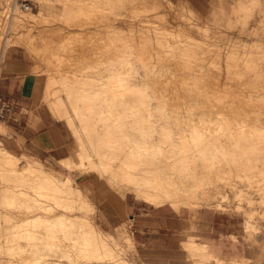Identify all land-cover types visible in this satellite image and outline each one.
<instances>
[{
	"label": "bare ground",
	"instance_id": "bare-ground-1",
	"mask_svg": "<svg viewBox=\"0 0 264 264\" xmlns=\"http://www.w3.org/2000/svg\"><path fill=\"white\" fill-rule=\"evenodd\" d=\"M146 2V0H89L82 6H72L67 2H63L59 14H62V19L69 25L74 23L89 25L98 21H106V27L121 30V26L116 25L115 20L124 21L128 19L127 23L131 32L127 34L118 32L124 35L122 37L119 36L120 34L115 36L104 33V40H101L104 43V51L99 48V51L93 55L95 62L74 64L72 62L75 59H73L74 54H69L73 51L72 43L79 41L82 32H86V30H77L74 31V34L55 39L51 35L52 26L48 25V28L43 30L39 37L41 43H43L41 45L43 49L37 54V57L30 60V72L40 79L41 77L37 72H44L45 80L42 81L41 79L44 88L42 99L50 100L48 105L51 114L57 120L64 119L65 124L70 127L72 134L75 136L77 144L72 154L74 153L76 160L70 163H76L75 165L84 170L91 169V166L92 168L98 167V171L102 168L101 170L104 173L107 172L111 175L108 177H106V174L103 175H106L104 180L106 182L110 181L107 183H110L111 187L115 186L117 179L120 178L122 181L119 180L121 183L118 182L119 185H116L115 188L119 190L118 188L121 185L119 194L122 197L125 196L126 191H129L137 199L139 198L149 204L155 206L168 204L175 209H179L181 206H188L193 209V207L201 205H210L215 198L209 189L212 184V181H210L212 174H220L221 178L230 179L232 169L245 167L244 176L251 177V174L256 176L255 173H252V170H249L251 172L246 170L251 168L247 166L248 159L264 156L261 153L263 150L260 148L264 149V69L253 60L251 55V61L244 64L247 70L234 71L235 77L222 78V74L216 68L207 67L208 69L204 70V63L201 61L202 56L199 55L206 50L197 39L187 35L186 39L171 42L163 41L161 37L169 33L165 32L168 26L179 29L183 27L174 22L165 24L152 21L154 18H160L161 16L157 15H160L163 11H169L167 4L170 5V2L167 0H153V6L151 7L144 6ZM182 2L190 13V16H185L186 19L192 21L194 26L201 25L199 21L202 17L191 6V2L188 3V0H182ZM239 4L241 11H252L243 2ZM11 8L10 14L7 12L8 9L3 14L1 12L0 39L2 32L6 29L15 31L20 27L24 28L26 24L30 26L42 21L51 23L56 18L52 13L44 16L41 9L38 12L27 10L24 13L18 12L16 14L19 8L17 6ZM122 11H125L124 16H122ZM6 13H8V17ZM118 15H121V17L119 18ZM6 18L8 25H6ZM132 30L139 33L134 34ZM23 36V42L32 38L30 30H28L22 35L16 36V40L13 42H18L17 40ZM8 39L7 35L1 47L0 63L5 58V52L12 49L10 47L13 43ZM111 44L116 45V48L113 47L115 45L112 46L114 49L118 47L117 51L112 48L115 51L114 53L108 51ZM22 52L24 53L23 56L26 57L25 47H23ZM235 57L232 54L227 56V60L230 58L235 59ZM261 57L264 59V55L256 58ZM10 60V56H8L6 61ZM232 62H227L225 67L227 69L241 67L239 63L238 65ZM139 67L143 70L141 75L138 70ZM61 91L65 94H59ZM51 97L52 99H50ZM153 109L158 110L157 113H154ZM172 113L184 114L170 116ZM128 120H135L137 130L140 129V132L130 133L126 131L125 126ZM169 120L176 121L177 126L183 128L182 131L186 128L189 135H181L182 137H178V139L173 138L169 130L164 133L156 130L157 121L170 122ZM0 132H5L3 124H0ZM138 133L143 137L142 142L132 138V135ZM159 134H163V140L158 138ZM118 135H120L121 140L117 142L116 136ZM122 143L124 145L121 146ZM163 144L168 145L172 150L171 159H168L165 155L166 150ZM124 146L127 147V151L125 152V158L121 159L120 165L114 166L109 162H103V158L120 157L119 153L125 148ZM1 155L5 157V162L12 164H16L18 161H27L26 155H22V157L15 155L0 140ZM153 164L154 166L151 167ZM258 165L264 168V164ZM258 165L255 167H259ZM22 167H20L22 171L18 175L19 177L27 176L23 175L27 170V174H29V171L32 174L36 172L34 176L32 175L36 179L30 177V182L24 184L21 182L22 186H28L34 191L18 190L17 196L21 194L20 200L25 195L24 198L27 197L26 202H28L22 203L18 199L17 204H24L25 207L27 204L26 208L22 205L25 210L33 204L32 206L36 210L30 206L31 209L37 211L38 208L42 207V205H38L42 203V200L36 197L40 195V197H43L42 194H44L43 191L40 192L38 189H43L52 195V200H56L59 206L68 204L69 207H72L69 205L70 200H67L66 203L63 202L65 204L59 202L62 200L57 201V199L64 196L69 199L74 197L73 191L69 188L71 186L70 182H60L59 176L40 164L30 163L28 165L24 164ZM11 168L12 172L14 168ZM19 171L18 169V174ZM262 171L263 176L260 175V178L264 180V169ZM167 172L172 175V178L164 176ZM258 172H261L260 169ZM36 174L38 175L35 176ZM102 174L103 172H100L101 176ZM23 178H21V181H24ZM82 187L78 192L79 197H83L82 195L87 196ZM236 194L242 196L239 190ZM259 194L262 205L264 204V189ZM12 195L10 197L16 199V194ZM12 200L16 203L14 198ZM38 200H41V202L38 203ZM247 201L251 202L252 199L249 197ZM43 202H45V199ZM46 203H43V211L48 212L49 209H54L50 206L52 202ZM47 212L46 215L37 213L30 216L34 222L31 223L36 224V228L31 224L34 229L28 232L25 231L26 234L24 233L23 238L29 240L28 242L25 239L27 241L25 246L29 243L31 246V242L35 238L40 242L37 246L35 244L34 247L31 246L32 248L29 249L33 250L36 247L35 251L41 255L45 256L50 252L55 255L59 252L54 240L57 231L63 232L68 227V231H64V233H68L66 235L70 237L67 238L69 241H74L70 243H80L79 249L84 254L82 255L83 258L87 260L92 258L101 259L95 264H133L122 257L118 261V258L112 253V249L109 250V257L113 260H109L108 263L105 262L106 255H102L100 251L98 253V249L105 244L109 245L107 237H110V235L104 232L95 222L89 226L82 225V223L81 225L77 224L80 226V230L76 225L78 227L76 231H79L77 234L79 233L80 236L76 234L78 237L75 238L79 240L76 241L73 235L74 232L76 233L73 230L74 223L70 224V220H67L69 218H61L64 217L62 214H55L56 217H51L53 215L50 214L53 213L49 212V214ZM194 214L192 213V215ZM27 217L29 216L24 219L28 220ZM191 217L193 218V216ZM63 219L67 220L68 223L64 222ZM25 220L20 221L22 224L26 222V225L30 223L29 220ZM20 221L18 220V222ZM66 224L70 225L71 228ZM23 227L25 228V225ZM23 227H20L21 230ZM17 235L16 237H18ZM99 237L100 241L98 240ZM17 246H19V243ZM183 246L189 259H191V254L195 253L204 260L208 259V264H233L237 262L239 264L246 260L242 257L214 255L209 251L207 244L198 242L192 234L185 237ZM40 248L46 251L45 254L41 253ZM89 252H92L91 255L87 254ZM40 254H38L39 258ZM121 259L124 261H121ZM194 259L196 258L194 257ZM199 260L197 262L192 259V264H203L201 263L203 261L199 262ZM55 262L51 263L60 264L57 261ZM88 264H94V262H88Z\"/></svg>",
	"mask_w": 264,
	"mask_h": 264
},
{
	"label": "rangeland",
	"instance_id": "rangeland-1",
	"mask_svg": "<svg viewBox=\"0 0 264 264\" xmlns=\"http://www.w3.org/2000/svg\"><path fill=\"white\" fill-rule=\"evenodd\" d=\"M87 1L89 0H66V1L65 0H0V16H1V12L3 14L4 11H6L7 9H8L7 12L10 14V11H11L10 8L12 7V4L14 2L17 3L18 8L20 4H22L23 2H26L30 5L31 7L30 11L32 12H38L41 9L42 10L41 13L44 16H47L49 13H52L56 16L55 20L51 23H49L48 21H42L38 24H32L30 26L26 24L24 28L20 27L15 31H12V30L8 31L6 29L7 32L6 31L2 32L1 39H0V51L4 43V38L7 35L9 38L8 40L12 41L13 44L10 47L12 49H9L5 52V58L2 61V63H0V73L2 70L3 63H8L6 61L8 60V56H10L11 60L15 58L23 64L26 63L25 65L26 68L29 67L28 70L31 71V61L30 60L32 58L37 57V54H39L41 50L43 49V47L41 46L43 43H41L39 37H40V34L43 32V30L48 28V25L52 26L51 35L55 39L65 37L69 34H74V31H77V30H84V29L86 30V32H82L81 34L82 37L80 38L79 41H74L72 43L73 51L70 52L69 54H74L73 59L74 58L75 59L72 61L74 64H86V63L95 62L93 60V55L97 51H99V48L102 51H104L103 50L104 43L102 42L104 40V33L115 35V36L120 34L119 36L122 37L124 36L122 34H127L131 32V29L129 28L128 23H127L129 21L128 19L124 21L119 20V19L115 20L116 21L115 24L121 26V30H116V29H113L112 27H106L105 26L106 21H98L97 23L94 22L89 25H78V23L69 25L67 22H65L62 19V14H59V12H61L62 10L63 2H67V4L72 5V6H79V5L82 6ZM146 1L147 2L145 3L144 6L146 7L153 6V3H152L153 0H146ZM167 1L170 2V5L167 4V7H169L168 8L169 11L167 10L163 11L160 15H157V16H161L160 18H154L152 21H155L156 23H165V24H170L171 22H174V23H178L183 28L179 29L174 26H168L165 32H169V33L161 38H163V41L166 40L169 42L174 41V40L186 39L187 35L189 37L197 39L200 42V44H202L201 46L204 47V49L206 50V51H203L199 55V56H202L201 61L202 63H204L203 65L204 70L208 69L207 67L216 68V70L222 74L221 75L222 78L235 77L234 71L236 70L246 71L247 70L244 67V64L245 62L247 63L251 61V58H250L251 55L253 56V60H255V62L259 64L261 68L264 69V59L262 57L256 58L258 56L264 55V12H263L264 11V0H251V1L250 0L249 1L248 0H188L189 1L188 3L191 2V6L202 17L201 21H199V23L201 24L199 26H194L192 21H189L186 19L185 16L187 17L190 16V13L187 10V7L184 6V3L182 2V0H167ZM240 2H243L244 4L248 2L246 5L252 11L251 12L241 11L240 4H239ZM18 10L19 11H16L17 12L16 14H18V12H23V13L25 12V10H21V9H18ZM8 13H6V16ZM179 13H181L184 16H182ZM124 14H125V11H122V16H124ZM118 17L120 18L121 15H118ZM102 20L104 19L102 18ZM5 21H6V25H8L7 18ZM28 30H30V33L32 34V38L29 41L27 40L26 42H23V39H24V36H23L22 38H19V40H17L18 42H13L16 40L15 39L16 36H18L19 34L22 35L24 32H27ZM132 31H134V34L139 33L138 31H135V30H132ZM118 32H122V34ZM113 45L115 44H111L110 48H108V51L110 53H114L115 52L114 50L117 51L118 49V47L117 49H114L116 48V45L115 46ZM23 47H25L27 51L26 57L23 56L24 54L22 52ZM112 48L114 50H112ZM260 51L261 53H259ZM232 54L236 56L235 59L230 58L229 60H227V56H231ZM247 57L249 58L247 59ZM227 62H232L233 64L239 63L240 65L239 64L238 65L241 67H238V68L230 67V69H227L225 67V64ZM69 63H71V61H69ZM138 70L141 75V73H143L142 68L139 67ZM37 73L38 75H40L42 81H44L46 77L44 72H37ZM0 79H1V76H0ZM43 91H44V88L42 86L40 106L45 108L46 111H48V113L51 116L52 114L49 110L50 108L48 105L50 100L45 99V98H44L45 100L42 99ZM59 94L62 95L65 93L61 91ZM156 94H159V93H156ZM52 97L50 99H52ZM153 111L154 113H157L158 110L153 109ZM16 112L17 110L15 111V114ZM183 114L178 115V113L177 114L172 113V115L170 114V116H177V115L180 116ZM51 117L52 119L59 122V125H60L59 128L61 130V133L63 132V136L64 138H66L68 142V145H67L68 148L65 152L66 157L64 159L57 160L55 158H50L46 156L43 159L39 158V160L42 161V163L44 164L46 168L53 170L55 173L60 175L62 178H70L71 186L69 188L71 191L73 189L72 184L75 183V188H77L76 186H79V185L83 186L82 188L84 189L87 196L82 195L83 197H79L80 196L79 193H74V197H71L70 199L67 198L66 196L60 197L62 199L59 198L57 199V201L62 200L59 202L60 203L62 202V204H65L66 202H68L67 200H70L69 205H71L72 207H69L68 204L59 206L56 200H52L53 197L51 194L47 192V190L38 189L40 192L41 191L44 192V194H42L43 197H40L41 195L39 197H36V198L41 199L42 203H39L41 202V200L40 201L38 200L39 204L36 203L35 201H31V202H34V204L36 203L39 206L42 205V207L38 208L37 209L38 212H37V211H34L36 210V208L35 207L33 208L32 206L33 204H32L30 206L34 210L31 209V207L29 206L30 209L28 207L26 211L25 210V208L27 207L26 203L28 202V201L26 202V200H28V198L27 197L24 198L25 195H23L22 197L24 198V200L23 198H21L20 200L21 194L17 196L19 192L18 190L21 189V190H25V191L27 190V191L33 192L34 191L33 189L31 190L30 188H28V186H24V185L22 186V184H24L25 182H30V177H32V175L34 176L36 172L32 174L31 171H29V174H27L28 171L26 170L27 171L26 173V171L24 170L25 172L23 175H27V176L21 175L22 177H19L18 175L21 174L20 173L22 171L21 168H23L22 166H24L25 160H23L24 162L18 161L16 164L8 163V162H5L6 159L4 156H2L3 155L2 154L0 156V264H50L51 262L56 263L55 261H57V263L59 262L60 264H88V262H94L95 264L98 260H101V259H96V258L87 260L83 258L82 255L84 254H82V252L79 249L80 243L79 242H77L78 244L73 243L74 244L73 245L72 243H70L73 240L69 241V239H67V238H70L68 237V235H66L68 233L67 232L64 233V231H68V227L67 229L65 228L63 232L57 231L58 233L56 237L54 238L56 248L59 251L58 253H56L58 255L55 254L56 256L52 255L53 253L51 252L50 254L47 253L45 256L41 255L39 252L35 251L36 247L35 249L33 248V250L29 249L31 246L34 247L35 244L36 246L39 244L38 242L40 241L36 238L33 241L30 240L32 241L31 246L29 245L30 243L27 245L28 247L25 246L27 243L26 240H28L26 238H23V236L26 234L25 231L27 232L32 231V229L36 228V224H33L34 222L30 218V216L31 215L34 216L37 213L40 215L45 214L47 211H43L44 209L42 210V208L44 207L43 203L45 202L47 203L52 202L54 205L53 206L52 203L50 204V206H52L54 209L53 210L49 209L47 213L49 212L53 213V214L49 213L50 215H53L51 217H56L54 216L55 214L56 215L62 214L64 217H61V218H65V217L69 218L67 219L68 221L70 220L69 223L70 224L74 223L73 224L75 227V228L73 227L74 231H76V229L78 230V227L80 230V226H78L77 224L81 225L82 223V225L89 226L90 224L95 222L104 232H107L110 235V237H107L109 245L105 244L104 246H101L98 249V253L102 252V255H106L105 262L107 261V263L109 262V260L110 261L113 260L111 257H109V250L112 249L113 250L112 253H114L115 257L118 258V261H120L119 258L122 257L126 261H129L133 264H143L141 259L139 258L140 256L138 253V246L132 240L133 230L135 232L136 221L139 217L140 218L144 217L143 215L147 214L150 208L151 209L156 208V210H153L152 212V214L154 215L159 213L161 216L167 217L168 219H172L171 216H173L177 220H180L184 223H187V221L188 223L191 222L192 223V228H191L192 230L190 229L191 231H194L195 229L194 223L198 221V217H197L198 211L208 210L209 218L214 217L217 220V217L219 216L222 220H224L225 223L229 222L233 225V229L236 232V236H232L231 237L232 239L234 240L239 239L240 241L246 244L250 243L253 250L254 249L256 250L257 252L255 256L256 258L254 257L252 259H246L244 262H241L239 264H264V214H263L264 204L261 205L260 202L262 201V199L259 198L260 196L259 193L262 192V189H264L263 187L264 180L260 178V175H262V172H263L262 170L264 168L263 166L261 167L260 165H258L261 163L264 164L263 155L257 158L252 157L248 159L247 166L251 168L246 169V170H248V172H251L249 170H252V173H255L254 175L256 176H253V174H251L252 175L251 177L244 176L243 174H244L245 167H242V168L238 167V168L232 169L230 179L221 178L220 174L219 175L212 174L210 177V181H212V184L210 185L209 189L215 198H214V202L210 205H201L198 207H193V209H191L188 206H181L179 209H175L168 204L154 206L139 198L137 199L135 195L129 191H126L125 196L122 197L119 194L121 185L118 188L119 190L115 188V186L119 185V183H121L120 181L122 180H120V178L117 177L119 178L120 181L117 179V183L115 184V186L113 185L114 187L113 186L111 187L109 185L110 183H107L110 181L106 182V180H104V177L106 175H107L106 177L111 176V175L107 174L106 171H105L106 173H104V171L101 170L102 168H100V171H98L99 170L98 167L92 168L91 166V169L84 170V169H81L79 166L75 165L76 163L75 164L70 163L71 161L75 162L76 160L74 153L72 154V151L75 148V145L77 144L75 141V136L72 134L70 127L67 124H65L66 121L64 119L57 120L54 115H52ZM169 121L170 122L157 121V125L155 126L156 130L159 131L160 133L161 132L164 133L169 130L173 138L182 137L181 135H184V136L189 135L188 130H186L185 128L182 131L183 128H179L177 126L176 121L175 122L174 120L172 121L169 120ZM0 124H3L5 127V122L0 121ZM125 130L130 133H134V132L137 133L136 131H139L140 129L137 130V122L135 120H128L125 126ZM6 133H7L6 129H5V132H0V140L3 142V144H4V141L2 140L1 136H4ZM116 138H117L116 139L117 142L121 140L120 135L116 136ZM132 138L135 140L141 141V142L143 141V137L140 135V133L134 136L132 135ZM158 138L160 140H163L164 139L163 134L162 135L159 134ZM120 145L122 146L124 145V143ZM163 146H164V149L166 150L165 155L168 157V159H171L172 150L166 144H163ZM260 148L263 150V152L261 153L264 154V149L262 147ZM126 151H127V147H125L122 150V152L119 153L120 157H114V158L107 157V158H103L102 160L103 162H106V163L109 162L114 166L120 165L121 159L123 160L125 158ZM15 154L20 155V156L26 155L29 157H34L31 155H27V154H17V153ZM34 158H37V157H34ZM127 158L129 159V157ZM67 159L70 161H68ZM95 160L96 159L94 158V161ZM256 165H258L259 167H255ZM152 166H154V164L151 165V167ZM11 167L14 168L12 172H11V169H12ZM17 168L20 170L19 174L17 172L18 170ZM144 168H146V166H144ZM259 169L261 171L260 173L258 172ZM139 171H141V169H139ZM100 172H103L102 176L104 174L106 175L102 177L100 175ZM37 175L38 174H36L35 176ZM164 176L172 178V175L169 174L168 172L164 174ZM76 177H79L80 179L78 178L79 180L77 181ZM21 178H23L24 181H21ZM34 178L36 179V177H32L31 179H34ZM21 182L23 183L21 184ZM238 190L242 194V196L240 195L241 198L240 196L236 194ZM13 193L14 195L16 194L15 196H17L16 199L15 197H13L14 200H16V203L15 201L13 202L12 200L13 198L10 197ZM249 197L252 199L251 202L247 201ZM18 199L22 203L26 202L25 203L26 207L24 204L20 203V205L21 206L24 205L25 208L17 204V201H19ZM44 199H45V202H43ZM35 212L37 213L35 214ZM213 212L223 213V215L222 217L220 215L217 216V215H214ZM192 213L194 215H192ZM26 216H29L27 217V219L29 218L28 220L30 221V223H27V225H26V222L22 224V222L26 219ZM191 216H193V218ZM18 220L19 221L21 220L22 222L20 221L21 222L20 223L18 222ZM28 220H25V221H28ZM67 220L63 219L64 222H67ZM31 224H33V226L35 227L33 228ZM24 225H25V228L23 227ZM76 225L78 227H76ZM20 227L21 228L23 227V229H26V228L27 229L26 230L22 229L23 230L22 232ZM253 228L255 229L253 230ZM41 232L40 234L42 235ZM77 232L79 231H76V233L74 232L73 234L74 238L75 237L77 238L78 236H80L78 235L79 233L77 234ZM17 233L20 235L18 236ZM16 235L18 237H16ZM21 235L22 237H20ZM194 237L198 242H200L198 240L197 235H194ZM76 238L74 240L77 241L78 239ZM98 240L100 241V237ZM184 240H185V237L182 238V242H180V245L182 247L181 246L180 247L181 249L183 248L186 251V249L183 246ZM17 242L19 243V246H17L18 244ZM27 248L28 250H26ZM40 251L43 254H45L46 252L44 251L43 248ZM244 252L248 256L249 253H247V246ZM91 253L92 252H89L87 254L91 255ZM38 254H40V258L38 257L39 256ZM194 257L196 259H194ZM107 258H110V259H107ZM123 259H121V261H124ZM186 259L189 260L191 263L193 261L198 262V259H200L199 262L203 261L201 262L203 264L204 262L205 264H208L209 262L208 259H206L207 260L206 262V260H204L202 257H200L198 254H195V253H192L191 259H189V257H187V251H186ZM233 264H238V262L233 263Z\"/></svg>",
	"mask_w": 264,
	"mask_h": 264
},
{
	"label": "crops",
	"instance_id": "crops-1",
	"mask_svg": "<svg viewBox=\"0 0 264 264\" xmlns=\"http://www.w3.org/2000/svg\"><path fill=\"white\" fill-rule=\"evenodd\" d=\"M7 62L3 63L1 70L0 95L10 99L15 104L17 112L10 119L1 121L5 122L7 131L1 136L4 144L14 154H27L38 158L26 156L25 165L35 163L44 166L39 158L43 159L46 156L57 160L64 159L68 142L63 132L61 133L59 122L52 119L48 111L40 106L41 79L31 73L29 67L26 68V63L23 64L15 58ZM29 126L32 128L31 134L24 135L25 129ZM51 171L60 177V182L67 181L71 184L70 178H62ZM78 178L76 177L77 181L80 179ZM76 187L75 183L72 184L73 193L76 191L78 193L81 185ZM153 210L156 208H150L144 217L137 219L132 235V240L138 246L139 258L144 264H192L186 259V251L181 249L180 245L182 238L188 234L197 235L198 240L207 244L209 251L214 255L252 259L257 254L250 243L231 238L236 236V232L231 223H225L218 216L222 217L223 213L213 212L218 216L216 220L214 217H208V210L198 211V221L194 224V231H191V222L184 223L173 216L172 219H168L159 213L154 215ZM246 246L248 256L244 252Z\"/></svg>",
	"mask_w": 264,
	"mask_h": 264
},
{
	"label": "built area",
	"instance_id": "built-area-1",
	"mask_svg": "<svg viewBox=\"0 0 264 264\" xmlns=\"http://www.w3.org/2000/svg\"><path fill=\"white\" fill-rule=\"evenodd\" d=\"M15 6H17L16 2L12 4V7ZM19 9L27 11L30 10L31 7L28 3L23 2L22 4H20ZM15 111V104L11 100L0 95V121L7 120L11 116H13L15 114Z\"/></svg>",
	"mask_w": 264,
	"mask_h": 264
},
{
	"label": "snow or ice",
	"instance_id": "snow-or-ice-1",
	"mask_svg": "<svg viewBox=\"0 0 264 264\" xmlns=\"http://www.w3.org/2000/svg\"><path fill=\"white\" fill-rule=\"evenodd\" d=\"M33 123L35 124V122H33ZM35 126L38 127V124H36ZM31 131H32L31 126L27 127V128L25 129L24 135H29V134H31Z\"/></svg>",
	"mask_w": 264,
	"mask_h": 264
}]
</instances>
